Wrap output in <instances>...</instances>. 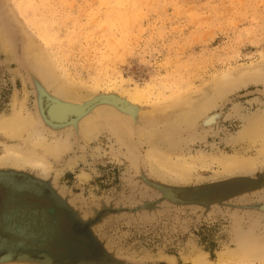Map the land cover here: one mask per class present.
<instances>
[{
	"label": "rangeland",
	"instance_id": "obj_1",
	"mask_svg": "<svg viewBox=\"0 0 264 264\" xmlns=\"http://www.w3.org/2000/svg\"><path fill=\"white\" fill-rule=\"evenodd\" d=\"M0 34V118L32 111L33 119L41 118L32 132L65 142L58 153L37 148L49 171L15 168L45 181L91 220L82 224L67 211L70 231L79 228L85 242L77 244L68 228L46 250L60 259L94 256L100 248L91 230L118 264H264L262 139L240 137L264 115V0H0ZM57 86L93 102L98 135H85L84 119L68 127L45 122L42 105L49 102L40 97L44 91L56 96ZM135 91L146 96L139 102L142 115L122 98ZM104 96L111 100L101 101ZM213 116L219 119L206 122ZM23 137L9 142L21 146ZM161 154L195 165L174 173L153 158ZM236 156L254 161L231 170L219 162ZM3 167L14 169L10 161ZM238 176L258 177L260 185L253 191L258 182L249 179L248 189L232 194V181L217 183L211 190L227 194L202 198H224L208 205L175 203L158 187L206 188ZM0 192L1 231L13 191L1 184ZM13 238L7 240L17 242ZM59 241L64 246L58 248ZM244 250L250 257L230 256Z\"/></svg>",
	"mask_w": 264,
	"mask_h": 264
},
{
	"label": "bare ground",
	"instance_id": "obj_2",
	"mask_svg": "<svg viewBox=\"0 0 264 264\" xmlns=\"http://www.w3.org/2000/svg\"><path fill=\"white\" fill-rule=\"evenodd\" d=\"M1 36V34H0ZM49 40V39H48ZM45 73V71H43ZM41 75H44V74H41ZM45 77V76H43ZM43 77L41 76V78L43 79ZM49 79V78H47ZM46 79V80H47ZM45 80V81H46ZM241 80V79H240ZM44 81V80H43ZM45 81H44V85H45ZM49 81V80H48ZM36 82V81H35ZM37 83V82H36ZM39 83V82H38ZM49 83V82H46V84ZM51 83H49V86H50ZM37 85V84H36ZM48 85V84H47ZM46 86V85H45ZM38 87V86H37ZM36 87V89H37ZM47 87V86H46ZM58 87V86H57ZM56 87V89H57ZM64 87V86H63ZM63 87L59 86L58 87V92L57 90L56 93L57 95H53L52 93L54 91H51L52 93L50 92H45L44 91V94L42 95L41 98H43V100H47L49 103L48 105H45L43 104L42 107H43V110L45 112V114L43 115V117H45V122L46 120L49 121L50 124H54L56 125L57 127L58 126H71V125H75L77 126L76 124L81 120V119H84L82 120L84 122V127H80L81 125H79V128L81 130H84V133L85 135L90 138L91 140V136L94 132V136L96 134L95 130L99 128V126L97 124H99V121H97L98 123L96 124V122H94L95 118H98L95 117L94 119L92 117H94L95 115H93L95 113V111L93 110V108L95 107H92L93 106V102L91 101V103H89L87 101V99L83 100L82 98H79V97H76L77 95H73V93L71 94L72 90L70 93H68L70 90V88H68L67 90H69L68 92H66V87L63 89ZM42 88H44L42 86ZM51 88V87H50ZM64 90H62V89ZM48 89V87H47ZM38 90V89H37ZM45 90V88H44ZM53 90V89H52ZM62 90V91H61ZM146 90V89H145ZM41 91V90H40ZM49 91V90H48ZM77 92V91H76ZM107 92V91H105ZM41 93V92H40ZM50 93V94H49ZM110 93V92H109ZM100 94H102V92H100ZM108 94V93H107ZM105 94V95H107ZM95 96V95H94ZM97 96V95H96ZM111 96V95H110ZM108 95V97H110ZM38 97H39V94H38ZM92 96H90L89 98H91ZM103 97V96H102ZM105 97V96H104ZM108 97H105L103 98L104 100H111L110 98ZM112 97V96H111ZM146 96L142 93V92H139V91H135V92H132L130 93V95L128 96H123V101L125 103V105L127 104L128 106H136L137 108L140 105V100L144 99ZM88 98V97H87ZM88 98V99H89ZM96 98H94L93 100H95ZM146 99V98H145ZM116 101V100H114ZM145 101V100H144ZM39 102V101H37ZM101 102V101H100ZM142 102V101H141ZM40 103V102H39ZM44 103V101H43ZM47 103V102H46ZM98 103V101H97ZM111 102H108V103H103V104H109ZM120 103V102H119ZM123 103V104H124ZM38 104V103H37ZM101 104V103H100ZM114 105V104H113ZM215 105V102L211 103L210 106L208 105V109L212 108L213 106ZM40 106V104H39ZM98 106V104H97ZM101 106V105H100ZM108 106H111V105H108ZM107 106V107H108ZM20 107V106H19ZM22 107V106H21ZM113 107V106H112ZM114 107L116 108H119L117 110H120V107H117L114 105ZM122 107V106H121ZM41 108V106H40ZM103 108V107H102ZM19 109V108H18ZM17 109V110H18ZM100 109V107H99ZM107 109V108H106ZM113 109V108H112ZM146 109V108H145ZM144 109V110H145ZM206 109V110H208ZM17 110H14L15 112ZM20 110V109H19ZM22 110V109H21ZM96 111L98 110L95 109ZM102 110V109H101ZM105 110V109H104ZM134 110V109H132ZM138 113H142L143 111H140V110H143L139 108L137 109ZM38 111V109H37ZM41 111V109H40ZM110 111V110H109ZM108 111V112H109ZM122 111V110H120ZM119 111V114L121 113ZM124 111V110H123ZM25 112V111H24ZM27 112V111H26ZM25 112V114H26ZM107 112V111H106ZM112 112V111H111ZM135 112V113H137ZM28 113V112H27ZM30 113V112H29ZM39 113V112H38ZM42 113V112H41ZM101 113V111H100ZM126 112H122V114L125 115ZM131 112H128L127 115L125 116H131L133 114H129ZM145 113V112H144ZM23 114L22 112H16L15 114H11L10 116H3L2 118H0V137H2L1 139H3V143H4V148L2 150V153H0V167L2 166H5L10 162L13 163L14 167H22V166H27V165H30L32 167H34V169L36 168H42L43 170L45 171H49V169H51L52 165L51 163H49V161L47 160V156L45 157V155H43L44 153L46 154H50L52 152L54 153H58L61 148L65 145V142L62 141V140H56L55 142L53 143H50V142H46L45 139H43V136L39 133H35V132H32L34 124H35V120L40 116L36 118L34 117V119L32 118L33 117V114H32V111H31V114L28 115V114ZM105 114V113H104ZM102 114V115H104ZM109 114V113H108ZM107 114V115H108ZM113 114V113H112ZM118 114V113H116ZM129 114V115H128ZM206 114V113H205ZM111 115V114H109ZM136 115V114H135ZM142 115V114H140ZM191 115V114H190ZM2 116V115H1ZM115 116V115H114ZM129 116V117H130ZM134 116V115H133ZM132 116V119H135L133 118ZM186 116V115H185ZM189 116V115H187ZM218 116V115H217ZM217 116H213V117H210L208 120H206V122H211V121H214L216 120L218 117ZM105 117V116H103ZM110 117V116H108ZM142 116H140L141 118ZM40 118V117H39ZM38 118V119H39ZM127 118V117H126ZM191 118V117H190ZM38 119L36 120V122L38 121ZM41 119V118H40ZM114 119V118H113ZM131 119V117H130ZM129 119V120H130ZM185 118H183L184 120ZM194 119H197V118H194ZM219 119V118H218ZM89 120V121H88ZM111 120V119H110ZM129 120H127L128 122H130ZM186 120V119H185ZM190 119L187 118V120L185 121L188 122ZM42 121V120H40ZM39 121V122H40ZM44 121V120H43ZM88 121V122H87ZM96 121V120H95ZM116 121V120H115ZM197 121V120H195ZM203 121V120H202ZM38 122V124H39ZM44 123V122H43ZM42 123V126H39V127H43V124ZM118 123V122H117ZM189 122L188 124L191 125V124H194V121L193 123ZM204 123V122H203ZM37 124V123H36ZM106 124V123H105ZM104 124V125H105ZM133 123L131 122L130 126L132 125ZM214 124V123H213ZM46 125V124H45ZM44 125V126H45ZM108 125V124H107ZM126 125V124H125ZM174 125V123L172 124ZM246 125V124H245ZM31 126V130L29 129ZM130 126H128L130 128ZM47 127V126H45ZM44 127V128H45ZM53 127V125H52ZM132 127V126H131ZM247 127V128H246ZM56 128V127H54ZM70 128V127H69ZM76 127H74V130H75ZM105 128V127H103ZM107 128V127H106ZM115 125H114V129H115ZM128 128V130H130ZM246 129H244L245 131H243L241 134H240V137H243V138H248L249 141L253 142L256 140H258L257 138H261L262 139V145H263V149L261 151V153H264V115L261 116V117H257L255 119H253L252 121H250V123L248 124V126H245ZM58 129V128H57ZM68 129V128H67ZM73 129V127L71 128ZM69 129V130H71ZM117 129H120V128H116ZM133 129V128H131ZM37 130V129H36ZM41 130V129H40ZM39 130V131H40ZM43 130V129H42ZM41 130V131H42ZM53 130V129H52ZM114 130V132L116 131ZM28 131V136L27 137H23L24 133H26ZM47 131V130H46ZM50 131V128L49 130ZM62 131V130H61ZM59 131V132H61ZM65 131V130H64ZM98 131V130H97ZM101 131V129H100ZM68 132V131H67ZM72 132V131H70ZM78 132V131H77ZM82 132V131H81ZM117 132V131H116ZM130 132V131H129ZM43 133V132H42ZM58 133V132H57ZM75 133V132H74ZM77 134V133H76ZM82 134V133H81ZM117 134V133H116ZM131 134V132H130ZM49 135V134H48ZM52 135V134H51ZM55 135V134H54ZM79 135V133H78ZM98 135V134H96ZM119 134V131H118V134H117V137H118ZM53 136V135H52ZM67 136V135H66ZM65 136V137H66ZM71 136V135H70ZM19 137H23L22 139H24V142H23V145L21 146H16L14 145V143H10L9 140L13 138H19ZM56 137H60V136H56ZM84 137V136H83ZM173 137V136H172ZM50 138V137H49ZM120 138V137H119ZM123 138V137H122ZM20 139V138H19ZM65 139H68L65 138ZM15 140V139H14ZM52 140V139H51ZM89 140V139H88ZM124 141V140H123ZM121 140V142H123ZM14 142V141H13ZM120 142V143H121ZM17 144V143H16ZM38 147H41V148H44V153L43 154H40L37 150ZM133 150V149H132ZM49 158V157H48ZM153 158L156 159L157 163L162 167V168H165L167 170H170L174 173H178V174H186L188 171L191 170V168L194 167L195 165V161H190V160H187V159H184V158H181V159H178V160H175L173 161L171 158H168V157H163L162 154L161 156L160 155H153ZM192 160V159H191ZM254 161V159H248V158H245V157H239V156H236V157H233V159H220L219 162L222 163L224 165V167L226 168V170H231V169H236V168H239V167H244L245 165H247L248 163H252ZM76 163V162H74ZM50 175V174H49ZM2 176L0 175V178ZM9 177V176H8ZM10 178V177H9ZM240 185L245 189V188H248L251 186V181L249 179H242L241 182H239ZM34 185V184H33ZM228 187V186H227ZM233 189H236V186L233 187ZM29 193V192H28ZM169 193L171 195H175L176 194V191H173V190H170ZM226 192H222V191H211V190H208V189H205V188H199L197 189L194 193L190 194V196H193V195H198V197L200 196V198H205V197H208V198H212L214 195H218L219 197L225 195ZM241 228V227H240ZM240 230V229H239ZM253 230V229H252ZM242 231V229L240 230ZM241 233V232H239ZM253 233V232H252ZM243 235V233H241ZM240 234V235H241ZM246 234V233H244ZM253 235V234H251ZM246 236H248L246 234ZM250 237V236H249ZM249 237H246V238H249ZM262 237V235L260 236ZM264 237V236H263ZM245 238V237H244ZM245 238V240H246ZM252 238V237H251ZM250 238V239H251ZM243 239V238H242ZM264 239V238H263ZM249 239H247L248 241ZM252 240V239H251ZM261 240V239H259ZM257 241V240H256ZM255 241V242H256ZM262 241V240H261ZM240 245V244H239ZM244 245V244H243ZM249 245V244H248ZM252 245V244H251ZM250 245V246H251ZM244 247V246H242ZM255 247V246H254ZM248 248V247H247ZM246 249V248H245ZM259 249V248H258ZM258 249L256 248V250L258 251ZM254 251V250H253ZM260 251V250H259ZM256 253V251H254ZM253 252V253H254ZM261 253V252H260ZM263 253V252H262ZM261 253V254H262ZM250 254V253H249ZM225 254H223L221 256V261H224L226 260V256H224ZM258 255V254H257ZM230 256L232 257H236V258H242L243 256H246V257H250L248 255L247 252H233V254H231Z\"/></svg>",
	"mask_w": 264,
	"mask_h": 264
},
{
	"label": "water",
	"instance_id": "obj_3",
	"mask_svg": "<svg viewBox=\"0 0 264 264\" xmlns=\"http://www.w3.org/2000/svg\"><path fill=\"white\" fill-rule=\"evenodd\" d=\"M97 94L98 93H96V95ZM95 98H98V96H95ZM100 100L103 101L104 99L100 98ZM0 175L2 176L0 178V185L3 184L11 188L13 193L34 192L37 194H43L44 188H48L50 192V196L55 200L58 206L64 208L66 211L70 213V215L74 219L78 220L82 224H90L91 220L83 219V217L79 215L78 211L69 203V201H67L65 198L60 196L51 187H47L48 184L45 181L35 178L27 174L26 172L19 170V168H15V167L14 169H5V167L3 166L0 167ZM261 176L264 179V172L261 174ZM242 179H252L258 182L257 183L258 186L256 185L255 187L252 186L250 188L253 191H255L260 185L259 184L260 180L258 177L253 178L248 176H238V177H232L230 179L221 182L211 183L207 185L205 189L211 190V186L216 185L217 183H222L223 186L225 187L226 182L232 181V183L234 184L232 185L230 193L234 194L238 192L239 188H243L239 183L241 182ZM30 183L36 185V187L28 185ZM38 185L43 187V191H40L41 189L40 190L37 189L39 187ZM234 186H236V189H233ZM158 187L161 189L165 198L180 204L202 203L208 205L210 203H213L214 201H221V199H224V198H217L215 200L201 199L200 196L198 197V195H193V196L187 195V197L181 195L183 192L193 191L195 187L199 189L198 186L189 187V186H171V185L159 184ZM170 189L176 191V194L174 196L169 193ZM261 208L264 210V203L261 206ZM89 232L92 238L94 239V242L100 248L99 253L94 256L79 257V255L70 254L69 256L60 259L57 256L53 255L48 250L29 245L24 241L9 242L7 239H3L0 240V263L9 262V261H33L38 264H118L116 260L114 261L112 259L113 256L109 253V251L106 250V248L103 246L102 242L97 238L94 232L91 230H89Z\"/></svg>",
	"mask_w": 264,
	"mask_h": 264
},
{
	"label": "flooded vegetation",
	"instance_id": "obj_4",
	"mask_svg": "<svg viewBox=\"0 0 264 264\" xmlns=\"http://www.w3.org/2000/svg\"><path fill=\"white\" fill-rule=\"evenodd\" d=\"M5 205L6 209L2 212L4 225L0 236L9 240L14 237L16 241H24L44 249L51 250V241L67 230L72 221L67 211L57 205L47 189L43 194L11 192ZM70 234L77 244L85 242L80 236L79 228L70 231ZM62 241L57 243L58 248L64 246Z\"/></svg>",
	"mask_w": 264,
	"mask_h": 264
}]
</instances>
